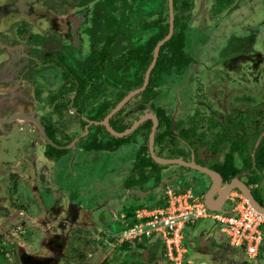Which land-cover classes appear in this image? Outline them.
Here are the masks:
<instances>
[{"label": "flooded vegetation", "instance_id": "af4514ba", "mask_svg": "<svg viewBox=\"0 0 264 264\" xmlns=\"http://www.w3.org/2000/svg\"><path fill=\"white\" fill-rule=\"evenodd\" d=\"M17 1L0 0V262L88 264L90 244L111 246L93 264L264 257V242L248 257L226 238L192 236L188 226L186 251L175 260L156 235L119 241L109 229L124 208L154 205L184 182L203 200L214 190L215 204L238 179L262 204L264 128L247 124L245 108L260 103L252 86L264 77L262 0H205L208 17L200 20L193 0H27L21 12ZM34 1L47 14L29 20ZM17 122L25 126H10ZM228 154L237 172L225 177ZM110 157L123 165L108 167ZM200 168L221 180L215 185ZM233 191L240 192L232 187L220 207ZM235 253L242 259L229 258Z\"/></svg>", "mask_w": 264, "mask_h": 264}, {"label": "built area", "instance_id": "2783aa9c", "mask_svg": "<svg viewBox=\"0 0 264 264\" xmlns=\"http://www.w3.org/2000/svg\"><path fill=\"white\" fill-rule=\"evenodd\" d=\"M201 219L213 220L229 247L243 250L248 257H254L264 242V212L253 207L242 193L233 191L226 206L218 211L207 208L203 196L191 187L167 188L160 203L136 207L131 222L121 214L123 228L118 240L133 241L156 235L165 253L181 260L186 251L183 230Z\"/></svg>", "mask_w": 264, "mask_h": 264}, {"label": "rangeland", "instance_id": "374dc122", "mask_svg": "<svg viewBox=\"0 0 264 264\" xmlns=\"http://www.w3.org/2000/svg\"><path fill=\"white\" fill-rule=\"evenodd\" d=\"M7 2H13V0H6ZM22 1H27V0H22ZM29 1H31V0H29ZM205 0H193L192 1V6L190 7V11L192 12V14L194 13V17L197 19V20H200V18H204V19H206L207 17H208V8H209V4H208V2H204ZM242 1H244V0H238V4H241L242 3ZM163 3H164V1H163ZM262 3H264V0H262ZM33 5L31 6V8H30V13L29 14H27L26 16H25V18H27V19H29V20H34V19H39V18H41V15H43V14H47V13H45V9L43 8V7H41L40 5H37V1L35 2H33L32 3ZM164 5L165 4H163V7H164ZM191 5V4H190ZM263 6H264V4H262ZM263 10V9H262ZM12 17H15V16H12ZM23 17H24V15H23ZM259 18V17H258ZM262 18H264V14L262 13ZM260 19V18H259ZM203 21V20H202ZM249 24H251V25H253L254 23H252L251 21H249L248 22ZM205 23L204 22H202L201 23V25L203 26ZM260 30V34L261 33H263V30H264V28H263V26L259 29ZM260 34H259V36H260ZM261 78H263L260 82H258L255 86H252V88L253 87H256V86H258V87H256L257 88V90L255 89V91H253V92H255L257 95H255V96H257V98L255 99V97H254V99H255V101H259L260 103H258L257 105H255V103L254 102H252V104H251V102L250 103H245V108H248V111L247 112H249V111H251L252 113H250L249 115H251L252 116V118L249 120V122L247 123V124H250L252 127L253 126H255L257 129H255V132H259V131H262L263 130V128H264V125H263V127L261 128L260 127V123L258 124V122H257V120H258V118H259V116H261L262 115V113H263V117H264V94L263 95H258V93H262V90H264V77L263 76H260ZM255 84V83H254ZM262 87V88H259V87ZM247 88H249V86H247ZM212 89H213V92H215L216 90V88H215V86H212ZM260 90V91H259ZM258 91V92H257ZM255 93H252V94H255ZM252 97H253V95H252ZM250 104L251 105H255V110L253 109V110H250V108H249V106H250ZM248 105V106H247ZM191 114V113H190ZM253 114V115H252ZM259 114V115H258ZM262 122H263V124H264V118H263V120H262ZM15 123V122H14ZM8 125H10V124H8ZM10 126H12V127H17V128H19V127H23V126H25V124H23V122H17V124H11ZM1 130V129H0ZM253 132V131H252ZM111 157L109 158V160L107 159V161H108V167H110L112 164H118V165H123L121 162V158H117L116 160H114V158H113V160L111 159ZM104 168H106L104 165H103V163L101 164V163H99V166L97 167V169H104ZM193 174H195V176L197 177V179H199V178H203L201 181H206L205 179H204V177H202L201 175H197V174H199V173H196V172H193ZM195 177V178H196ZM196 179V180H197ZM201 181L199 182L198 180H197V182L196 183H198V186H200L201 187V189H205V186L201 183ZM189 187H191L193 190H195L196 192H198L199 190L198 189H196V187L195 186H193V184H191V182L190 183H188V182H184V183H182L181 185H180V187H177L178 189H186V188H189ZM176 189V188H175ZM0 191H2V187H0ZM263 193H264V184H263ZM260 197V196H259ZM260 200H261V203L264 205V194H262V197H260ZM159 202H160V200H158ZM140 205H145V204H140ZM131 206V207H130ZM136 207H138V205L136 206V205H129V207L127 208H124L123 210H121L120 212H119V214L117 215V219H116V221H114L111 225H110V227H109V229H111V233H113V234H120V232H121V230H122V228H123V224L121 223V214H127V211L129 210V211H132L133 209H135ZM86 214V213H85ZM3 227H5V225L3 226ZM107 228V227H106ZM106 228H104V230H106ZM211 228V229H210ZM0 230H3V228H0ZM186 230H188L191 234H192V236H196V235H198V234H200L201 232H203V234H204V237L205 238H207V239H210V240H212V239H214V240H219V241H224V242H226V240H225V236L223 235V233L219 230V228H218V226L214 223V221L213 220H211V219H201V220H196L195 221V223L194 224H192V225H190V227H188V229H186ZM211 231L210 233H208V231ZM109 234V233H108ZM107 233H104L103 231H101V233H100V237L101 238H99L100 239V241H105V239L107 238V236L106 235H108ZM218 235L220 236V235H222L221 237H218ZM46 240V242H47V244L45 245V244H43V242H41V248H42V253L43 252H46L47 254H48V252H50L49 251V248H50V246L48 245V239L47 238H45ZM95 241L96 242H98L99 240H97V239H95ZM99 241V242H100ZM145 245H147V242L146 241H144L143 242ZM111 248V246H104L103 244L101 245V247H98V246H96V244H90V245H87V246H85V249L84 250H86L85 251V253H92L93 254V257L92 258H90V257H87V255H86V258H87V261H88V264H93L94 263V260H95V258H96V254H98V253H100V251L101 252H104V250L107 252V251H109V249ZM96 255V256H95ZM229 258H231V259H236V260H241L240 259V256L237 254V253H235V254H230V257ZM222 259H224L223 257H222ZM222 259L221 258H217V259H215V262H217L218 263V261L220 262V264H221V261H222ZM191 261V260H190ZM229 261V260H228ZM258 261V262H257ZM97 262V261H96ZM95 262V263H96ZM248 262H251V263H253V264H264V257L262 256V257H260V258H258V259H254V260H250V261H248ZM0 264H3L2 262H0ZM191 264H194L192 261H191ZM226 264H231V263H228V262H226Z\"/></svg>", "mask_w": 264, "mask_h": 264}, {"label": "water", "instance_id": "95a60500", "mask_svg": "<svg viewBox=\"0 0 264 264\" xmlns=\"http://www.w3.org/2000/svg\"><path fill=\"white\" fill-rule=\"evenodd\" d=\"M15 4H16V9H18V11H20V12L23 11L24 9H26V7H27L22 0L17 1ZM135 125L136 124H134L133 127L130 128L128 131L133 129L135 127ZM150 141L152 142V134H151ZM154 158L159 163H165V162H180V163H183L180 160H166V159H161V158L156 157V156H154ZM201 170L206 172V173H208L211 176V178L214 181L215 185H217L218 181L221 180L219 178L220 176L218 174H216L215 172H212V171H210L208 169H205V168H202ZM234 180H235L234 183L226 186V188L224 189L223 193H220V196L216 198L215 204H213L212 201L210 202L211 198L213 199V201L215 200L213 198L214 197V193H213L214 190H210L208 195L206 197H204V203H205L206 207L211 209V210H218V211L222 210V207H220V204L223 203L227 192L230 191L232 189V187H237L240 190V192L243 194V196L248 199V201L252 204L253 207H255L256 209L264 212V205L259 204L256 200H254V198L252 197V194L249 191V188L245 184H243L241 181H239L238 179H234Z\"/></svg>", "mask_w": 264, "mask_h": 264}, {"label": "trees", "instance_id": "16d2710c", "mask_svg": "<svg viewBox=\"0 0 264 264\" xmlns=\"http://www.w3.org/2000/svg\"><path fill=\"white\" fill-rule=\"evenodd\" d=\"M176 42V40L172 43V42H168L167 44L168 45H170V44H172V45H174V43ZM166 44V45H167ZM179 50V48L177 47V48H175V51H178ZM234 148H236L235 146H234ZM233 148V149H234ZM260 159L259 160H257V164H261V165H263L264 166V159L260 156L259 157ZM222 168L223 169H221V172H223V175L225 176V177H229V176H233L236 172H237V169H236V167L234 166V163H233V155L232 154H228L227 156H226V159H225V161L223 162V164H222ZM158 203H160L159 201L158 202H156L154 205H156V204H158ZM146 205V204H145ZM140 206H143V205H138V207H140ZM134 210V209H133ZM133 210L132 211H127V214H126V216H127V218L130 220V222L132 221V216H133Z\"/></svg>", "mask_w": 264, "mask_h": 264}]
</instances>
